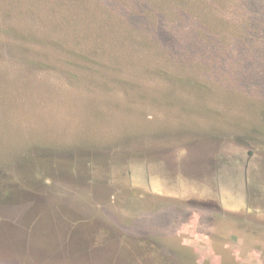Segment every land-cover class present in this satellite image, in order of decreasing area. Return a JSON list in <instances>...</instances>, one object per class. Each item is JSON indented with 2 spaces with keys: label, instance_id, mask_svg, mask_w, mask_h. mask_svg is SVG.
<instances>
[{
  "label": "rangeland",
  "instance_id": "374dc122",
  "mask_svg": "<svg viewBox=\"0 0 264 264\" xmlns=\"http://www.w3.org/2000/svg\"><path fill=\"white\" fill-rule=\"evenodd\" d=\"M0 264H264V0H0Z\"/></svg>",
  "mask_w": 264,
  "mask_h": 264
}]
</instances>
